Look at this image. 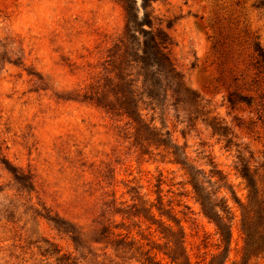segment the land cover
<instances>
[{"label": "rangeland", "instance_id": "rangeland-1", "mask_svg": "<svg viewBox=\"0 0 264 264\" xmlns=\"http://www.w3.org/2000/svg\"><path fill=\"white\" fill-rule=\"evenodd\" d=\"M256 1L0 0V264H264V126L228 102ZM149 27L185 89L152 105Z\"/></svg>", "mask_w": 264, "mask_h": 264}, {"label": "trees", "instance_id": "trees-1", "mask_svg": "<svg viewBox=\"0 0 264 264\" xmlns=\"http://www.w3.org/2000/svg\"><path fill=\"white\" fill-rule=\"evenodd\" d=\"M149 1V0H144ZM256 11L264 12V0H257L256 3L252 6ZM150 31L143 32L144 41L142 44V55L141 63L146 64L147 60H153L154 64L158 68V79L157 81H154V78L146 77L143 88H145V93H147L146 100L150 101V105H152V102H156L158 100L157 95H154L153 90H156V88H162V82L163 81H171L173 85L179 87L180 90L185 91L184 89V83L180 77V75L176 72V69L174 68V65L171 63V60L164 52L167 48L165 45L167 44L166 39H161L160 36L155 34V32L152 31V27H149ZM228 56V55H227ZM229 56H232L229 54ZM230 60L234 61V57H230ZM146 68V67H145ZM247 72H252L251 76L246 74L233 75L235 71L232 70L233 75V83L235 84V91L230 93L228 96V102L232 108H234L236 105L242 104L246 106L248 109H253V112H255L257 116V121L261 122L264 126V49L261 46L260 43H254L252 46V55L250 56L249 61V69H247ZM242 89V92H239V90ZM141 105H146V103L142 102ZM147 107V106H146ZM149 109V106L147 108L140 109L138 111V119H135L131 116H129L130 122L128 125L133 130V133L136 135H139L140 131L139 129H142L143 123H148V114H144L145 111ZM156 109V108H155ZM155 109H151L150 111H154V115H157ZM137 116V114H136ZM169 115L163 114L162 116H158L156 118H153L148 123V130H150L151 134H156L161 137L170 136L171 132L168 130V127L166 125L169 124L170 119ZM160 124V126L158 125ZM256 123V122H254ZM183 124V123H182ZM139 128V129H138ZM165 130H167L164 134ZM245 178V177H244ZM247 179V178H245ZM252 184V183H251ZM250 186L252 187V185ZM195 193L198 192V189L194 187ZM258 195V193H257ZM216 196V195H214ZM262 197H264V193L262 194ZM217 199V198H216ZM199 201H201L199 199ZM222 201H225L224 204H226L225 210H221L222 213L227 214L228 210H230V207L228 205V201L225 198H222ZM204 215L207 219L210 221H214L210 215L206 212V206L202 201L200 202ZM229 214V213H228ZM217 216L219 217L220 214L218 213ZM221 220H226V217H220ZM218 230L222 231L220 226L217 222H215ZM222 234V233H221ZM222 236V235H221ZM75 260L81 264L80 259L75 258ZM172 263H176L172 261Z\"/></svg>", "mask_w": 264, "mask_h": 264}]
</instances>
